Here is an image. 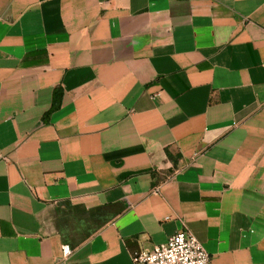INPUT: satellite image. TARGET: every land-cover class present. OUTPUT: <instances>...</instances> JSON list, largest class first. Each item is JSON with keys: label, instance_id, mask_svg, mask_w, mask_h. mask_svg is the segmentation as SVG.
Returning <instances> with one entry per match:
<instances>
[{"label": "crops", "instance_id": "obj_1", "mask_svg": "<svg viewBox=\"0 0 264 264\" xmlns=\"http://www.w3.org/2000/svg\"><path fill=\"white\" fill-rule=\"evenodd\" d=\"M181 230L264 264V0H0V264Z\"/></svg>", "mask_w": 264, "mask_h": 264}, {"label": "built area", "instance_id": "obj_2", "mask_svg": "<svg viewBox=\"0 0 264 264\" xmlns=\"http://www.w3.org/2000/svg\"><path fill=\"white\" fill-rule=\"evenodd\" d=\"M63 256L71 254L69 246H63ZM134 264H212L203 244L192 232L181 230L172 235L167 242L152 250H140L132 254Z\"/></svg>", "mask_w": 264, "mask_h": 264}, {"label": "trees", "instance_id": "obj_3", "mask_svg": "<svg viewBox=\"0 0 264 264\" xmlns=\"http://www.w3.org/2000/svg\"><path fill=\"white\" fill-rule=\"evenodd\" d=\"M62 95V92L61 91H56L54 93V101H53V105H52V108L50 110L49 113L53 112L54 110H56L60 104V97Z\"/></svg>", "mask_w": 264, "mask_h": 264}]
</instances>
